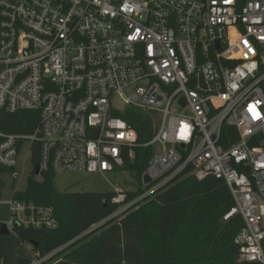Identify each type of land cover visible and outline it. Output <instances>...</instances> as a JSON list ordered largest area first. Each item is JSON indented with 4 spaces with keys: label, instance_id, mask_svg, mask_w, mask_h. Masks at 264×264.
<instances>
[{
    "label": "built area",
    "instance_id": "1",
    "mask_svg": "<svg viewBox=\"0 0 264 264\" xmlns=\"http://www.w3.org/2000/svg\"><path fill=\"white\" fill-rule=\"evenodd\" d=\"M125 108L151 121L149 140L114 115ZM19 111L39 121L0 129L2 184L24 176L26 148L31 172L37 153L40 172L105 176L133 175L151 147L142 193L126 201L115 186L104 221L175 179L213 176L234 200L223 220L243 219L238 260L264 264V0H0V115ZM1 202L9 230L57 224L51 207Z\"/></svg>",
    "mask_w": 264,
    "mask_h": 264
},
{
    "label": "trees",
    "instance_id": "2",
    "mask_svg": "<svg viewBox=\"0 0 264 264\" xmlns=\"http://www.w3.org/2000/svg\"><path fill=\"white\" fill-rule=\"evenodd\" d=\"M114 115L137 129L142 141L151 138V121L143 113L125 108ZM38 121L37 111L3 112L0 129L30 133ZM255 143L264 145V137H258ZM151 153V147L139 148L134 162L127 165L138 183ZM38 162L36 153L32 163ZM54 177L48 170L37 176L32 171L24 190L12 195L53 209L55 227L19 225L12 230L18 246L30 243L33 253L40 257L61 248L47 264H249L238 261V248L233 242L243 226L242 217L236 214L223 220L234 200L222 179L183 176L154 197L132 205L118 219L104 221L118 208L111 202L113 192H59L53 186ZM141 193V187L128 191L126 201ZM102 221L99 228L86 233ZM4 237L0 235V264H5L1 253ZM262 247L264 251V240ZM30 263V259L17 261Z\"/></svg>",
    "mask_w": 264,
    "mask_h": 264
},
{
    "label": "rangeland",
    "instance_id": "3",
    "mask_svg": "<svg viewBox=\"0 0 264 264\" xmlns=\"http://www.w3.org/2000/svg\"><path fill=\"white\" fill-rule=\"evenodd\" d=\"M28 149L26 148L22 158L26 157L25 172L21 179L15 183L9 175L3 176V186L0 188V199L3 201L10 200L15 190L22 191L26 186L27 177L31 173V162L29 160ZM22 160V159H21ZM21 165V163H19ZM18 171L21 167L18 166ZM54 188L59 192H112L115 186L120 187L124 191H134L140 186V183L130 172L115 171L101 175L100 173H62L57 174L53 180ZM114 216L116 219L121 216ZM9 217V207L5 202L0 203V224L4 223ZM118 217V218H117ZM104 222H99L92 226L86 233L99 228ZM61 248L44 257L34 254L30 243H23L18 246V240L12 230L5 235L2 242L1 253L5 259V264H17L18 259H30V264H47L48 260L53 258V255L60 251ZM51 261H53L51 259ZM239 261V260H238ZM240 262V261H239Z\"/></svg>",
    "mask_w": 264,
    "mask_h": 264
},
{
    "label": "water",
    "instance_id": "4",
    "mask_svg": "<svg viewBox=\"0 0 264 264\" xmlns=\"http://www.w3.org/2000/svg\"><path fill=\"white\" fill-rule=\"evenodd\" d=\"M34 174L37 176V175H39V165H35V167H34ZM144 181H148V178L147 177H145L144 178ZM16 226H18V224H16ZM15 226V227H16ZM14 227V228H15ZM9 233V229H8V227L6 226V224L5 223H1L0 224V235H7Z\"/></svg>",
    "mask_w": 264,
    "mask_h": 264
},
{
    "label": "crops",
    "instance_id": "5",
    "mask_svg": "<svg viewBox=\"0 0 264 264\" xmlns=\"http://www.w3.org/2000/svg\"><path fill=\"white\" fill-rule=\"evenodd\" d=\"M15 191H17V190H15Z\"/></svg>",
    "mask_w": 264,
    "mask_h": 264
}]
</instances>
